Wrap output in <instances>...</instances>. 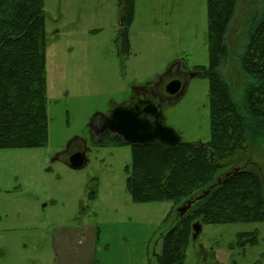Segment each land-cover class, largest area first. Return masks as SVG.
Returning <instances> with one entry per match:
<instances>
[{
	"label": "rangeland",
	"instance_id": "1",
	"mask_svg": "<svg viewBox=\"0 0 264 264\" xmlns=\"http://www.w3.org/2000/svg\"><path fill=\"white\" fill-rule=\"evenodd\" d=\"M123 1L45 0L49 140L41 148L0 149V264H61L53 240L59 227L63 264H158L173 204L132 200L125 172L130 146L107 139L99 145L103 135L92 121L126 101L134 87L179 77L186 80L183 90L163 102L165 123L186 142L210 140L209 80L192 76L209 65L207 0H136L130 54L119 41ZM259 9L262 0H238L228 28L224 73L234 85L247 24ZM78 146L88 163L75 170L67 160ZM225 164L257 169L264 181V137ZM68 226L84 231L71 234ZM252 233L259 242L245 245ZM184 264H264V222L203 224Z\"/></svg>",
	"mask_w": 264,
	"mask_h": 264
},
{
	"label": "trees",
	"instance_id": "2",
	"mask_svg": "<svg viewBox=\"0 0 264 264\" xmlns=\"http://www.w3.org/2000/svg\"><path fill=\"white\" fill-rule=\"evenodd\" d=\"M237 3L207 0L209 65L197 70L209 80L210 140H182L175 147L157 141L130 146L131 162L125 172L132 200L173 204L163 221L165 225L174 216L156 254L158 264L185 263L197 221L214 225L264 222L261 173L252 168L227 169L225 164L264 137V0L262 9L248 21L246 43L237 55L239 86L224 73L231 57L226 36ZM121 5L125 22L119 41L130 54L136 0H124ZM47 45L45 0H0V149L41 148L48 143ZM100 139L99 145L103 139L127 145L110 134ZM209 188L205 198L183 217L179 215V206ZM258 242L257 233H252L245 245Z\"/></svg>",
	"mask_w": 264,
	"mask_h": 264
},
{
	"label": "water",
	"instance_id": "3",
	"mask_svg": "<svg viewBox=\"0 0 264 264\" xmlns=\"http://www.w3.org/2000/svg\"><path fill=\"white\" fill-rule=\"evenodd\" d=\"M197 72L196 75H200ZM195 76V75H194ZM184 88L180 80H172L166 86V93L169 95L179 94ZM107 130L116 134L128 145H148L153 142H160L169 147L177 146L181 141V136L165 123L163 109L155 104H148L145 107L118 106L112 111L111 117L107 123ZM212 162L214 155H212ZM68 165L75 170L84 168L88 159L85 151L72 153L68 160ZM211 191V188L205 192L187 200L177 208L181 217H183L200 200L205 198ZM202 223L197 221L193 224V239H196L202 231Z\"/></svg>",
	"mask_w": 264,
	"mask_h": 264
},
{
	"label": "flooded vegetation",
	"instance_id": "4",
	"mask_svg": "<svg viewBox=\"0 0 264 264\" xmlns=\"http://www.w3.org/2000/svg\"><path fill=\"white\" fill-rule=\"evenodd\" d=\"M125 20L122 22V25L124 24ZM123 28V27H122ZM122 31V29H121ZM197 71L192 74V76L196 75ZM173 72L169 75H167V78L173 76ZM177 78L170 79L169 81L165 82L164 77L157 79L154 82H149L142 86H136L134 87V90L130 97L124 101L120 105H115L112 110H110L106 114H97L93 118V130L96 133H101V135L110 134L111 137L117 136L116 134H112L107 130V123L109 118L111 117L112 111L117 108L118 106H129V107H145L148 104H155L159 110L163 109V102L167 97L166 93V86L167 84L172 80H180L182 84L185 83L186 80H181ZM187 78V77H186ZM100 135V136H101ZM100 139V138H99ZM73 142L68 145V151L72 149ZM77 151H85V149L82 146H78L75 152ZM239 246H243V242L240 240L238 242Z\"/></svg>",
	"mask_w": 264,
	"mask_h": 264
},
{
	"label": "crops",
	"instance_id": "5",
	"mask_svg": "<svg viewBox=\"0 0 264 264\" xmlns=\"http://www.w3.org/2000/svg\"><path fill=\"white\" fill-rule=\"evenodd\" d=\"M59 229L60 230L58 232H56V231L54 232L53 240L55 241V245H56L55 249L57 250V253H58V255L61 258V264H63V235H65V234L63 233V227H59ZM64 229H66L68 233L78 234V236H79V234H82L83 231H84L83 226H81V227L68 226V227H66ZM99 237L100 236L97 235L96 229H94L93 236H92L93 242L96 243V240H97V238L99 239ZM95 250H96V244L94 246V252H95ZM95 258H96V253H95Z\"/></svg>",
	"mask_w": 264,
	"mask_h": 264
}]
</instances>
